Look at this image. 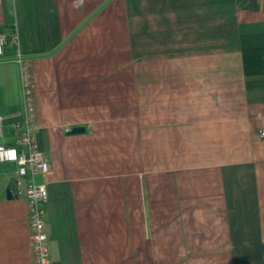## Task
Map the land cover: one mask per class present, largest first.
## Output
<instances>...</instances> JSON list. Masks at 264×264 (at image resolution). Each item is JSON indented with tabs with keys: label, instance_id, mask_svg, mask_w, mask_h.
<instances>
[{
	"label": "crops",
	"instance_id": "1",
	"mask_svg": "<svg viewBox=\"0 0 264 264\" xmlns=\"http://www.w3.org/2000/svg\"><path fill=\"white\" fill-rule=\"evenodd\" d=\"M78 3L0 0L2 141L20 55L53 264H264V0ZM17 180L0 165V264H34Z\"/></svg>",
	"mask_w": 264,
	"mask_h": 264
},
{
	"label": "built area",
	"instance_id": "2",
	"mask_svg": "<svg viewBox=\"0 0 264 264\" xmlns=\"http://www.w3.org/2000/svg\"><path fill=\"white\" fill-rule=\"evenodd\" d=\"M7 36L0 28V59L6 55ZM21 70L23 109L20 119L15 123L17 137L11 144H6L4 125L6 119L0 116V165L11 164L16 167L19 177L16 185L29 207V226L31 233V251L34 264H53L50 240L47 231L48 189L46 185L38 184L37 175L49 172V163L45 154L37 145L38 111L34 99L32 79L29 64L19 55L17 59ZM264 138V132L261 133ZM11 150H15V158H10Z\"/></svg>",
	"mask_w": 264,
	"mask_h": 264
},
{
	"label": "water",
	"instance_id": "3",
	"mask_svg": "<svg viewBox=\"0 0 264 264\" xmlns=\"http://www.w3.org/2000/svg\"><path fill=\"white\" fill-rule=\"evenodd\" d=\"M85 131L84 127H75L73 128L69 134H79V133H83ZM18 184V180L15 181V185Z\"/></svg>",
	"mask_w": 264,
	"mask_h": 264
},
{
	"label": "clouds",
	"instance_id": "4",
	"mask_svg": "<svg viewBox=\"0 0 264 264\" xmlns=\"http://www.w3.org/2000/svg\"><path fill=\"white\" fill-rule=\"evenodd\" d=\"M81 4H83V0H79V3L77 4V5H75V6H79V5H81ZM14 152H15V150H11V155H10V158H15V156H14Z\"/></svg>",
	"mask_w": 264,
	"mask_h": 264
},
{
	"label": "trees",
	"instance_id": "5",
	"mask_svg": "<svg viewBox=\"0 0 264 264\" xmlns=\"http://www.w3.org/2000/svg\"><path fill=\"white\" fill-rule=\"evenodd\" d=\"M7 42H8V38H7Z\"/></svg>",
	"mask_w": 264,
	"mask_h": 264
}]
</instances>
